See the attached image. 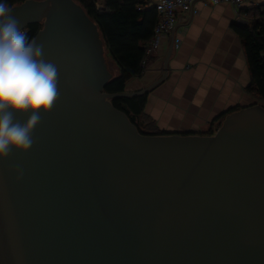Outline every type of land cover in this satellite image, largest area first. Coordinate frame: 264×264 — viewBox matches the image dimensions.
I'll list each match as a JSON object with an SVG mask.
<instances>
[{
	"label": "water",
	"instance_id": "1",
	"mask_svg": "<svg viewBox=\"0 0 264 264\" xmlns=\"http://www.w3.org/2000/svg\"><path fill=\"white\" fill-rule=\"evenodd\" d=\"M58 69L27 152L0 158V264H264V105L212 134H142L104 91L97 24L75 0L11 7ZM21 122L26 117L20 118Z\"/></svg>",
	"mask_w": 264,
	"mask_h": 264
},
{
	"label": "crops",
	"instance_id": "2",
	"mask_svg": "<svg viewBox=\"0 0 264 264\" xmlns=\"http://www.w3.org/2000/svg\"><path fill=\"white\" fill-rule=\"evenodd\" d=\"M264 4V0H253ZM241 17L247 20L244 16ZM236 13L229 3H194L187 31L173 48L167 78L147 95L144 114L165 133L206 134L224 116L257 103L249 91L251 74L244 44L232 27ZM171 35L161 40L146 71L127 82V91L142 89L164 70Z\"/></svg>",
	"mask_w": 264,
	"mask_h": 264
},
{
	"label": "trees",
	"instance_id": "3",
	"mask_svg": "<svg viewBox=\"0 0 264 264\" xmlns=\"http://www.w3.org/2000/svg\"><path fill=\"white\" fill-rule=\"evenodd\" d=\"M24 0H8L10 6ZM87 15L97 24L104 41L105 51L109 52L113 66L107 65L113 77L104 91L120 93L126 90L127 82L141 76V61L153 36L157 23V12L151 6V0H75ZM240 15L248 23L232 24L233 29L244 44L245 55L251 74L249 91L264 104V4L242 5ZM42 23H33L25 27L24 32L31 40ZM151 59L148 60V63ZM148 66V64H147ZM148 93L136 96H118L111 99L112 104L126 113L142 134H167L156 128L155 124L144 114ZM218 123L217 127L220 126ZM214 133L210 129L206 134Z\"/></svg>",
	"mask_w": 264,
	"mask_h": 264
},
{
	"label": "clouds",
	"instance_id": "4",
	"mask_svg": "<svg viewBox=\"0 0 264 264\" xmlns=\"http://www.w3.org/2000/svg\"><path fill=\"white\" fill-rule=\"evenodd\" d=\"M57 84L56 65L29 40L8 0H0V158L31 149L34 129L56 101Z\"/></svg>",
	"mask_w": 264,
	"mask_h": 264
},
{
	"label": "built area",
	"instance_id": "5",
	"mask_svg": "<svg viewBox=\"0 0 264 264\" xmlns=\"http://www.w3.org/2000/svg\"><path fill=\"white\" fill-rule=\"evenodd\" d=\"M196 1L198 0H151L150 5L155 8L158 19L153 30V36L145 51V57L141 61V74L146 71L148 60L155 57L164 37L175 32L174 47L180 45L181 36L179 35H183L187 31V23ZM205 2L210 5L219 3L231 4L237 16L236 23L240 25L248 23L247 20L241 17L239 13L240 7L248 3L254 4L253 0H205Z\"/></svg>",
	"mask_w": 264,
	"mask_h": 264
},
{
	"label": "rangeland",
	"instance_id": "6",
	"mask_svg": "<svg viewBox=\"0 0 264 264\" xmlns=\"http://www.w3.org/2000/svg\"><path fill=\"white\" fill-rule=\"evenodd\" d=\"M105 58H106L108 64H109V65L111 66V68H112V66H113L114 64L111 62V57H110L108 51H105ZM113 72H114L115 74L117 73V68L114 67V66H113ZM257 103H259V104H261V105H264L263 102L260 101L258 98H257ZM221 122H222V121H221Z\"/></svg>",
	"mask_w": 264,
	"mask_h": 264
}]
</instances>
